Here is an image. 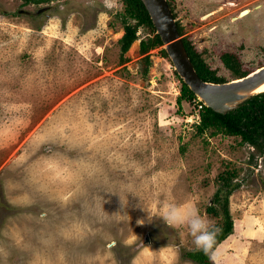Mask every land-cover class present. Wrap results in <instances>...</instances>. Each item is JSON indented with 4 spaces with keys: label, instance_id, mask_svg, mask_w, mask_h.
<instances>
[{
    "label": "rangeland",
    "instance_id": "1",
    "mask_svg": "<svg viewBox=\"0 0 264 264\" xmlns=\"http://www.w3.org/2000/svg\"><path fill=\"white\" fill-rule=\"evenodd\" d=\"M168 2L217 77L264 66V0ZM49 5L36 16L32 2L0 0V264H196L187 226L165 213L194 209L220 229L206 208L225 166L240 187L216 264H264V154L196 134L162 46L149 63L139 52L146 28L121 55V0Z\"/></svg>",
    "mask_w": 264,
    "mask_h": 264
},
{
    "label": "trees",
    "instance_id": "2",
    "mask_svg": "<svg viewBox=\"0 0 264 264\" xmlns=\"http://www.w3.org/2000/svg\"><path fill=\"white\" fill-rule=\"evenodd\" d=\"M121 2L123 4V12L121 13L123 34L118 39L121 55L128 50L134 40L138 39L137 32L139 27H144L148 30V36L139 41V52L144 54L145 61L149 63V50L160 47L163 43L156 33L155 27L141 0H121ZM176 25L181 35V29L177 22ZM182 40L193 67L202 81L215 84L226 83L223 78L217 77L215 72L204 63L200 54L189 41L184 37H182ZM159 51L163 57L168 58L167 52L163 47ZM222 58L225 66L233 69L230 61H234V56L225 54ZM249 72L251 71H238V77L244 76ZM175 74L178 75L176 71ZM180 82V94L176 99L179 106L182 101L191 103L196 99L194 93L191 92L181 78ZM199 118V124L196 125V134L198 136L210 131L211 136L223 135L227 138L238 139L239 145H248L253 149V153L256 152L259 156L264 154V91L250 97L229 114L216 113L203 105L199 111ZM236 177L237 172L225 166L224 170L216 177L219 188L213 195V204L206 208L208 215L214 218L221 216L222 218V226L216 236L215 247L220 242L225 241L233 232L229 199L240 187L239 185H234ZM214 204H218L219 207L214 206ZM185 257L196 264H213L209 257L199 250L187 252Z\"/></svg>",
    "mask_w": 264,
    "mask_h": 264
},
{
    "label": "water",
    "instance_id": "3",
    "mask_svg": "<svg viewBox=\"0 0 264 264\" xmlns=\"http://www.w3.org/2000/svg\"><path fill=\"white\" fill-rule=\"evenodd\" d=\"M141 2L178 76L205 107L219 114H229L241 103L258 94L257 88L264 82V66L226 83L215 84L202 81L185 49L168 1L141 0ZM247 12L248 10L244 9L239 14L242 16ZM135 43L136 40L131 45Z\"/></svg>",
    "mask_w": 264,
    "mask_h": 264
},
{
    "label": "clouds",
    "instance_id": "4",
    "mask_svg": "<svg viewBox=\"0 0 264 264\" xmlns=\"http://www.w3.org/2000/svg\"><path fill=\"white\" fill-rule=\"evenodd\" d=\"M181 36V35H180ZM166 221L173 226H187L196 249L202 251L209 259L216 264V236L220 229L209 227V222L202 218L196 210L182 213L175 206L168 207L165 217ZM138 224H143V220H138Z\"/></svg>",
    "mask_w": 264,
    "mask_h": 264
},
{
    "label": "flooded vegetation",
    "instance_id": "5",
    "mask_svg": "<svg viewBox=\"0 0 264 264\" xmlns=\"http://www.w3.org/2000/svg\"><path fill=\"white\" fill-rule=\"evenodd\" d=\"M24 1L32 2V4L38 5V7L36 8V12L34 13V15L39 16V15H42V14L45 15L46 12L50 11L51 8H52V6L49 5V4H52L54 1H57V0H23V2ZM168 4H169V2H168ZM226 5L227 6H235L236 4L228 3ZM169 6H170V4H169ZM23 7L24 8H20L19 9V12L21 14L30 15V10L27 9V4L24 5ZM170 9H171V6H170ZM171 11H172V9H171ZM240 11H242V10H239L238 13H240Z\"/></svg>",
    "mask_w": 264,
    "mask_h": 264
},
{
    "label": "built area",
    "instance_id": "6",
    "mask_svg": "<svg viewBox=\"0 0 264 264\" xmlns=\"http://www.w3.org/2000/svg\"><path fill=\"white\" fill-rule=\"evenodd\" d=\"M193 102H195V105H196V107H197V109H196V112H199L200 111V109L202 108V106H203V103L196 97V99L195 100H193ZM196 117H195V123H197V124H199V115L196 113Z\"/></svg>",
    "mask_w": 264,
    "mask_h": 264
},
{
    "label": "bare ground",
    "instance_id": "7",
    "mask_svg": "<svg viewBox=\"0 0 264 264\" xmlns=\"http://www.w3.org/2000/svg\"><path fill=\"white\" fill-rule=\"evenodd\" d=\"M249 11V10H248ZM246 14V13H245ZM243 14V15H245ZM242 15V16H243ZM241 16V15H240ZM262 91H264V82L257 88V92L256 93H262Z\"/></svg>",
    "mask_w": 264,
    "mask_h": 264
}]
</instances>
